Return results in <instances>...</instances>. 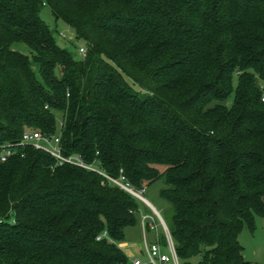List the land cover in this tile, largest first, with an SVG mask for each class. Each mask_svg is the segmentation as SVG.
Listing matches in <instances>:
<instances>
[{"label":"trees","instance_id":"obj_1","mask_svg":"<svg viewBox=\"0 0 264 264\" xmlns=\"http://www.w3.org/2000/svg\"><path fill=\"white\" fill-rule=\"evenodd\" d=\"M43 6L85 41L79 58ZM261 84L264 0H0V144L59 133L64 154L135 189L162 180L181 264H249L238 236L264 216ZM54 164L32 147L0 161V264H130L119 243L139 200Z\"/></svg>","mask_w":264,"mask_h":264},{"label":"built area","instance_id":"obj_2","mask_svg":"<svg viewBox=\"0 0 264 264\" xmlns=\"http://www.w3.org/2000/svg\"><path fill=\"white\" fill-rule=\"evenodd\" d=\"M79 53H84V47L79 48ZM261 100L264 101V88L261 94ZM23 147H32L35 150H41L53 157L55 166L63 164H73L86 170L95 171L103 176L109 182L119 186L130 195L144 202L150 209L151 214H141L140 225L143 234L142 251L139 256L130 258V264H181L175 250L174 241L162 215L153 207L150 202L143 196L145 188L135 189L121 175L113 177L93 163H86L77 154H64L60 144L59 133H46L40 130H26L21 137L13 142L0 144V161L17 155L18 150ZM23 156V153H20ZM156 234L154 238L148 239L147 234ZM161 235L164 241H161ZM107 237L104 230L96 238L98 240ZM148 239V240H147Z\"/></svg>","mask_w":264,"mask_h":264},{"label":"rangeland","instance_id":"obj_3","mask_svg":"<svg viewBox=\"0 0 264 264\" xmlns=\"http://www.w3.org/2000/svg\"><path fill=\"white\" fill-rule=\"evenodd\" d=\"M40 16L43 21L52 29L56 43L69 50L74 57L79 58L81 54L78 49L85 46V41L82 38H78L72 27L61 19H54L47 6H43L40 11ZM14 48L21 52L28 53V48L23 43H15ZM264 88V84H261ZM57 130L60 124V113H55ZM163 181H157L153 185L147 187L143 192V196L150 202V204L156 208V210L164 217L169 212V205L161 199L158 195V190L163 186ZM139 210L137 214L138 223L135 226L128 227L125 232V239L119 243L127 244L130 248L127 256L129 258L133 256H139L132 249L138 247L143 240V234L140 225L141 214H151L149 207L142 201H139ZM156 234H147V238L150 240L155 237ZM147 239V240H148ZM238 240L243 247V256L248 260L249 264H264V216L255 217V227L253 230H249L244 227L238 236Z\"/></svg>","mask_w":264,"mask_h":264},{"label":"crops","instance_id":"obj_4","mask_svg":"<svg viewBox=\"0 0 264 264\" xmlns=\"http://www.w3.org/2000/svg\"><path fill=\"white\" fill-rule=\"evenodd\" d=\"M120 247L124 250V252L126 253V254H128V252L130 251V248H129V246L127 245V244H120ZM136 254H138V255H140V252L142 251V245H141V243L138 245V247L136 246V247H134L133 249H132ZM132 258V257H131ZM130 259V258H129Z\"/></svg>","mask_w":264,"mask_h":264}]
</instances>
